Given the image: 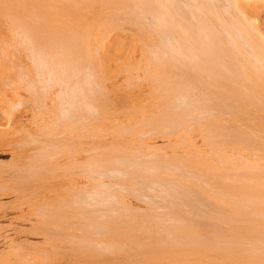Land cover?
Instances as JSON below:
<instances>
[{
    "label": "bare ground",
    "instance_id": "bare-ground-1",
    "mask_svg": "<svg viewBox=\"0 0 264 264\" xmlns=\"http://www.w3.org/2000/svg\"><path fill=\"white\" fill-rule=\"evenodd\" d=\"M69 1L74 5L0 0V70L7 71L4 78L0 74V95L9 109L0 113L8 127L12 107L1 90L4 84L24 82L37 114L48 118L46 100L56 84L62 86L61 101L53 97L55 118L48 123L44 116L40 136L28 141L34 153L26 159L35 169L23 177L29 181L23 183L25 197L39 196L46 186L57 194L52 204L34 206L40 222L21 217L32 224L28 229L36 239L48 243H16L20 263L75 257L87 264H264V32L240 0ZM117 24L141 40L148 35L144 29L158 35L144 44L147 72L155 66V76L141 80L138 75L136 81L129 67L124 81L131 93L141 87L144 94L142 81L149 84L148 98L155 101L140 106L148 112L141 126L151 123L156 130L160 124H155L168 121L169 128L179 129L186 121L205 120L192 127L217 136L218 144L259 152L253 151L262 164L236 160L241 165L219 166L191 154L168 156L143 148L138 153L119 143L117 133L110 140L112 124L134 133L139 121L133 117L142 113L124 105L128 97L118 95L122 84L105 88V76L95 70L106 43H93L94 32ZM10 133L20 131L0 130V144ZM193 179L191 187L187 183ZM8 189L0 185V191ZM129 196L148 204V210L127 204ZM1 264L12 263L6 256Z\"/></svg>",
    "mask_w": 264,
    "mask_h": 264
},
{
    "label": "rangeland",
    "instance_id": "rangeland-1",
    "mask_svg": "<svg viewBox=\"0 0 264 264\" xmlns=\"http://www.w3.org/2000/svg\"><path fill=\"white\" fill-rule=\"evenodd\" d=\"M66 1L69 3H72L69 0H66ZM77 1H82V0H77ZM240 5L247 12V15L256 22V25L259 28V30L261 32H264V2H259V1L257 2L254 0H240ZM97 27H100V24L97 25ZM104 27H108V26H104ZM144 32L146 35L147 34L148 35L146 39L141 40L137 36L132 37L130 32L123 31L122 27H120L117 24L116 26H113V28L108 27L105 30H100L97 28L94 32L93 39H92L93 43H98L101 39H105L103 44L106 43L105 49L102 50V54H100V49H99L98 55L100 56V61L99 62L97 61V63L95 64L96 73L99 74L101 72L105 76L102 79V83H103V86L104 87L106 86L109 90H112L114 88V85L122 84V87H123V88L121 87L122 91H118V95L121 99L124 96L128 97V99L125 98L126 100L124 99L123 101H127V103L125 102L124 105L127 108L130 107V111L133 110V106H135L139 110V107L141 105H146L147 102L150 100L148 98L149 84L148 82L145 83L144 81H142V87L144 86L145 88V86H147L145 88L146 92H144V94L142 91L143 88L141 87H139V90H137L138 88H136L137 91L134 90V92L131 93V91L128 88H125L124 86L125 84L124 81L127 80L128 78L127 75L130 74L128 73L127 68L132 67L131 72H132V69H133V72L131 74H133L135 80L136 78H138L137 77L138 75L139 77L141 76V80L145 78L146 74H149L150 77H151V74L153 75V77L155 76L154 75V72H155L154 70L156 69L155 66H153V68L151 67L152 69H154L153 71L151 70V73L149 71L147 72L148 67L150 68V64L148 62L149 59L147 57V53H145L144 44L149 45L154 40V37L155 36L158 37V35H156L152 29L150 30V32L147 29H144ZM113 41H114V44H113ZM120 42H124V46H121L118 49L117 46ZM109 44H113V45L111 48H110L111 46L110 45L108 49ZM97 57L98 56H95V59L93 60L96 61ZM66 59L69 60V63L67 64L68 68L72 67L73 65L72 63H70V57L68 56L66 57ZM24 60H25V63H29L27 58H24ZM6 73H7L6 70H0V74L3 76V78L6 76ZM96 76L99 77L98 75ZM99 78L101 79V77ZM134 79H132L133 82H134ZM104 80H105V83H104ZM112 81H115L117 84H113ZM136 81H139V80H136ZM4 86L5 84L3 85L1 90L3 91L4 94L6 93L5 99L7 102L10 103L12 107L11 108L12 115H11V121L9 123L10 124V128H9L7 125L8 119H6V117H3L2 114L0 113V130L8 131L11 128L19 129L20 133L15 136L10 133L9 137H7L5 140V143L0 144V185H7L11 187L10 190L8 189V190L0 191V264L3 261V259L6 258V256L11 261L12 264H21L20 258L16 256V254L14 253V250H16V248L18 247L16 243L25 241V242H28V244H31L34 240H39L34 237L35 232L28 229L31 227L32 224L28 221L21 220V217L25 216L26 218H30V219L36 220L37 222H40L38 221L40 219H37L39 216L38 213L37 212L34 213V211L36 210V209L33 210L34 206L40 203H43V202L45 204L47 203L52 204L53 203L52 198L57 194L53 193L51 189L49 188V186H46V187H42L43 190L39 196L32 198V199L28 198L27 196L25 197V194L29 192L23 191V189L25 188L23 183H28L29 181L26 178H24L26 179L24 180L23 177L29 176V173L35 169V165L31 163L30 161H28V159H26V157H28L32 152L34 153L33 150L28 149V147H30L29 145L32 144V143L29 144L28 141L30 139H33L32 137L35 138V137L40 136V131L42 127H45L43 124L44 123L43 118L45 115L43 116L41 111L38 113L39 115L37 114L34 104L32 106V101H30L31 100L30 94L26 91V88L24 87V82L19 83V84L15 83L14 85L9 86V87L7 86L4 87ZM155 87L160 89V84L155 85ZM61 90H62V86L59 84H56L55 88L51 89L53 95L49 94V97L46 100L47 106L49 105L51 109L50 110L48 107V109L50 110V113L48 110V113L50 114L48 115L51 117L48 118V116H45L44 118L45 121L48 120V123L51 120V118L52 119L55 118L54 115L52 116V114L56 110L54 109V106H57V105H55V102L53 101L56 99H59V95L61 96ZM138 91H140L141 93V94L139 93L140 96L138 93H135ZM57 93H58V96L55 95ZM134 93L137 95L136 97H134L135 96ZM2 95L3 94L0 95V110L3 108H5L6 110H9L7 106L4 104L3 100L1 99ZM142 95L143 97L141 99ZM130 96L131 97L133 96V98L137 99V101L139 98L141 101H138V102L140 103H138L137 101L135 102V100L132 99ZM53 97L54 98L56 97V98L54 99ZM29 101L31 102L30 104H29ZM153 101L155 100H152V99L150 100L151 103H153ZM60 103H59V107L61 108ZM128 103L130 104L128 105ZM143 108L140 107V111H142V113L140 112L138 115L133 117V119H135L136 121H139V123L135 122L138 125V127L135 129L134 133H133V130L132 131L127 130L125 131L126 133L123 131L124 132L123 133L121 132L122 130L120 131L118 129L120 127L115 128L117 127V125L112 124L113 127L107 131L111 133L108 136V138L110 139L111 137H113L110 140H116L115 139L116 137L111 136V135L117 133L120 136L118 138L119 143H123L125 141L127 145L129 144L132 145V147H134V151H138V153H140L139 149L143 148V149H147L150 153H153V154L154 153L164 154L168 156H176V155L187 156L191 154L190 156L196 155V156L201 157L202 159L208 158V160L210 159L211 161H214L219 166L222 165L223 162H227L226 166L228 165L232 166L233 164L234 166L236 164L239 165L240 163H238L236 160L238 161L241 160V161H244L245 164H251V165L253 164L255 165L256 163L262 164V159L257 157L259 152H256L248 148L246 149L244 148L240 150L237 147L234 148L231 145H227L223 143L218 144L219 142H216V141L215 143L214 139L219 140L217 136H213V135L211 136L209 131H205L203 129H199V130L194 129L196 128L195 126H196L197 121L203 122L205 120L202 121V120L193 118L194 121L193 120L191 122L186 121L184 127L182 126L179 129L178 127H176V129H174L173 127L172 129L169 128L171 127L169 126L171 124L169 122V124L167 125L168 121L167 122L165 121V123L155 124L156 127L159 124L161 125V126L159 125L158 129L156 130L152 129L154 125L151 126L152 125L151 123L145 124L144 126L142 124L141 126V123H140L142 122L141 119L142 117L144 118L146 114L145 112H147V111L144 112ZM143 114L144 116H142ZM40 118L42 120V123H41ZM113 123L118 124V122L115 120L113 121ZM192 124L193 125L195 124V126L192 127ZM149 128H150V131L148 132L147 130H149ZM116 129H118L120 132L118 130L116 131ZM140 129L142 130L140 131ZM142 132H144L145 134L143 133L144 135H142ZM159 132L161 134H159ZM138 133H140V135H138ZM121 136L125 137V140H123V137ZM111 142L112 141H110L109 143ZM250 150L252 151L253 155L250 152ZM253 151L258 154L254 153ZM92 153H96V151L93 150ZM57 165L64 166L66 164H60V165L54 164V167L55 168L58 167ZM59 172L60 171L58 172L55 171L53 172V174H58ZM67 177H69L71 181L72 179H76V177L71 174L67 175ZM194 179L190 181V183H187V184H190L191 187H194L193 186L195 182ZM126 180L130 181L129 179H125L124 182H128ZM120 182L122 183L123 180ZM61 187L62 186H59L58 189H60ZM122 189L123 191H125L124 188ZM129 197L130 199L125 200L127 204H129V202L132 201V205H134L136 208L148 210L149 208L148 204H145L141 201H138L137 199H134L133 196L132 197L129 196ZM2 208H4V210H2ZM133 230L135 231L136 229H132L131 231ZM139 232L141 231L140 230L137 231V233ZM147 240L148 238H146V240L144 239V241H147ZM39 241L43 243H48V239L46 238H42ZM154 242L155 240L153 241V243ZM145 249L147 248H142L143 250L142 253H146L148 251V249L147 250ZM198 257H201V256H198ZM194 261H197V260H194ZM198 262L202 264L201 261L198 260ZM87 263H88L87 261L77 260L75 257H64V258L61 257V258H57L54 261V264H87ZM213 264H218V262L217 263L214 262Z\"/></svg>",
    "mask_w": 264,
    "mask_h": 264
}]
</instances>
